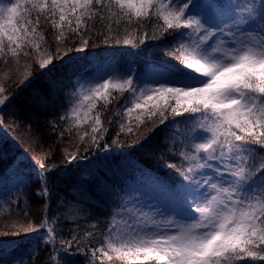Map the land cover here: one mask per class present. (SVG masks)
Instances as JSON below:
<instances>
[{
  "label": "snow or ice",
  "instance_id": "6c2138e0",
  "mask_svg": "<svg viewBox=\"0 0 264 264\" xmlns=\"http://www.w3.org/2000/svg\"><path fill=\"white\" fill-rule=\"evenodd\" d=\"M94 34L133 49L159 41L164 56L78 80L58 116L66 125L61 138L75 129L81 145L90 141L99 149L101 141L107 147L113 126L117 136L148 128L137 143L163 126L160 147L178 178L166 186L163 202L112 190L108 214L86 233L94 236L88 247L98 245L91 264H264V0H0V107L37 74L58 72L57 62L85 52ZM10 82L16 90H9ZM34 96L37 103L48 99ZM85 127L90 130L81 132ZM50 155L42 150L32 157L36 195L44 200L53 198ZM90 198L74 187L57 198L61 215L90 219ZM6 202L17 210L27 205L11 194ZM23 217L5 234L47 228L51 251L40 260L33 250L26 262L0 244L6 252L0 264H62L66 246H82L74 221L71 238H61L58 249L59 216L34 221L24 211Z\"/></svg>",
  "mask_w": 264,
  "mask_h": 264
},
{
  "label": "trees",
  "instance_id": "16d2710c",
  "mask_svg": "<svg viewBox=\"0 0 264 264\" xmlns=\"http://www.w3.org/2000/svg\"><path fill=\"white\" fill-rule=\"evenodd\" d=\"M256 2L259 3V0ZM148 31L153 29L149 28ZM48 40L52 51L55 52L56 44L51 33ZM164 50L165 45L159 41L148 40L139 48L133 49L117 44L114 39H107L103 34H94L85 52L73 51L70 54L71 61L66 58L62 64L57 62L58 72L46 77L37 74V78L28 87L19 88L11 101L0 107V120L3 121L0 125V244L4 250H14V254L26 262L34 259V255L30 256V253L35 250L39 253L40 260H43L52 248L51 244L45 247L47 228L20 231L12 235L5 234L4 229L14 222L26 221L27 218L23 217L24 211H27L34 221L59 216L56 247L60 248L61 238H71L69 229L73 226V221L78 228L76 235L82 241L79 248L75 244L66 246L68 251L62 254V264H91L93 247L98 245L88 247V241L93 240L94 236H87L86 233H94L95 230L90 227L91 223L97 219L103 220L108 214L107 205L115 198L109 195L112 190L123 194L132 192L139 183H150L153 189L167 195L166 186L171 185L178 177L173 169L166 166L173 161L166 158L160 147L164 134L163 126L157 128L150 138L142 143L137 141L148 128H142L137 135L120 133L117 136L119 127L113 126L109 128L107 147L105 142L101 141V146L97 149L91 146L90 141L81 145L75 129L71 136L65 132L61 138L60 131L66 125L58 122V116L63 112L62 105L66 103V94L74 89L78 80H82L84 76H102L118 64L136 67L145 61H157L163 58ZM38 71L37 69V73ZM50 83L55 86L48 89ZM8 86L10 91L18 87L16 82H10ZM36 92L48 96V99L37 103L34 96ZM115 104L113 101L109 108L114 110ZM111 116V111L103 115L104 127H109ZM53 122L59 124L56 130L53 128ZM85 130L90 129L85 127L81 132ZM86 148L90 150L85 151ZM64 149H67L68 153H76L79 159L75 162L68 160ZM42 150L51 151L48 160L52 167L48 173L53 196L51 200H44L36 195L38 182L32 157ZM21 178L26 180L23 188L11 192L9 189L13 183ZM74 187H78L85 194H91L87 202V211L92 214L90 219L71 215L65 219L61 215L63 209L59 207L57 198L61 195L67 196ZM9 194L21 205L26 201V207L15 209L14 205L6 202ZM45 204L49 208L46 209ZM15 211H19L20 215H15ZM4 255L6 252L0 251V257ZM40 260H37L36 264H40Z\"/></svg>",
  "mask_w": 264,
  "mask_h": 264
},
{
  "label": "rangeland",
  "instance_id": "374dc122",
  "mask_svg": "<svg viewBox=\"0 0 264 264\" xmlns=\"http://www.w3.org/2000/svg\"><path fill=\"white\" fill-rule=\"evenodd\" d=\"M26 180L24 178H21L18 181H15L11 188V192L19 191L23 188L25 185ZM133 194L135 193H140L144 198L154 200V201H160L163 202L166 198V195H163V193L160 190H155L152 188L150 183L146 184H141L139 183L138 185L133 188Z\"/></svg>",
  "mask_w": 264,
  "mask_h": 264
}]
</instances>
